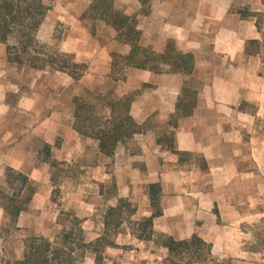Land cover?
I'll use <instances>...</instances> for the list:
<instances>
[{"label": "rangeland", "instance_id": "obj_1", "mask_svg": "<svg viewBox=\"0 0 264 264\" xmlns=\"http://www.w3.org/2000/svg\"><path fill=\"white\" fill-rule=\"evenodd\" d=\"M44 2L51 10L38 31V40L49 45L52 50L57 48L59 51L71 39L79 40L84 61L77 63L85 64L87 70L80 80L75 81L69 74H59V71L51 67L35 69L11 63L14 75L10 80L14 82L16 92L12 90L13 92L8 93L6 100L10 112L0 118V136L20 134L26 128L35 135L42 122L47 119L49 123L45 133L48 136L61 135L62 127L67 126L69 116L75 111L77 104L84 102L95 105L97 116L105 119L103 115L108 114L107 104L121 98L120 90L127 92L122 98L132 96L133 100L142 91L138 70L139 73H158L127 64L125 57L129 55L131 46L123 42L115 28L90 15L88 10L93 0ZM115 8L137 19L138 29L142 32L141 44L145 49L163 54L171 45L174 52L194 55L195 70L190 75H184L168 65H159L162 72L180 75V79L184 77L180 99L184 97V90H187L189 100L195 101L194 107L200 94L205 96L206 101L208 98L231 101L234 109L230 112L226 110L223 117L241 120L242 149L248 154L250 148L252 155L254 148L258 169L264 168V76L260 75L263 62L260 57H249L245 53L246 43L251 39L261 38V35L254 19H244L238 13L240 9L246 8L264 12V0H153L149 15L142 14V5L138 0H116ZM236 93L239 95L236 96ZM28 95L33 98L27 105L31 110L20 106L21 98ZM180 99L177 106L180 105ZM182 117V110L177 108L174 116L167 120L153 118L141 126V132L156 130L158 139L161 138L162 145L169 150L170 141L168 142L167 137L173 135L175 138V130L179 128L177 120ZM53 122L60 123L61 130ZM81 138L83 151L79 156L58 158L59 160L55 158V166L48 164V173L45 172L43 177L46 174L50 176L47 188V192L51 194L49 201H40L45 202L43 206H40V202L39 205L31 206V201L26 209L34 219L33 226L18 229L11 220H0V264L15 262L28 237L39 236L54 241L75 216L83 220L86 241H94L104 233L106 213L120 201L116 202L114 197L117 184L114 177L102 188L91 183L92 180L88 179L89 175L86 173L87 167L99 165L102 156L95 146L96 141H89V136ZM1 145L0 138V147ZM1 152L0 148V156ZM114 156L107 157L108 167L113 165ZM177 156L184 165L203 167L200 158L182 154ZM43 160L44 156L38 158L34 155L28 159V167H39L43 165ZM1 167L0 164V171ZM38 185L36 182L32 183L31 190L22 198L31 192L33 196ZM0 190L13 193L2 174ZM99 192L106 194L105 201L97 197ZM94 195L96 199L93 198ZM129 202L136 211L131 222L123 224L121 235L113 237L118 246L105 250L102 264H169L168 251L161 246V238L170 235L161 230L155 231L153 227L152 240L137 239L133 234V223L144 218L138 220V205ZM142 207L144 210V206ZM213 212L218 217L217 207ZM252 212L258 218L251 223L241 222L239 230L232 227V221L222 222L217 219L215 223L210 218L196 220L194 234L197 233L212 244V255L218 262L264 264V218L260 219L258 216L259 212L264 213V201ZM228 218H232V215H228ZM181 220L178 218L172 222L171 229L180 230ZM182 232L188 231L183 229ZM82 264H97L95 256L87 254Z\"/></svg>", "mask_w": 264, "mask_h": 264}, {"label": "crops", "instance_id": "obj_2", "mask_svg": "<svg viewBox=\"0 0 264 264\" xmlns=\"http://www.w3.org/2000/svg\"><path fill=\"white\" fill-rule=\"evenodd\" d=\"M80 45L79 40L71 39L60 47V52L74 55L76 62H82L84 54ZM0 51V118L2 119L10 112L6 99L8 93L14 91L16 86L10 80L14 75V67L8 62L7 47L0 43ZM137 72L142 82L140 87L142 91L136 94L130 109V114L136 123L144 126L153 118L167 120L174 116L182 95L184 77L180 79V75L169 71L157 74L148 71L139 73V70ZM61 73L59 71V74ZM125 94L127 92L119 91L121 98ZM238 95L239 93H236V96ZM229 97L233 99L232 96ZM204 98L205 96L200 94L192 115L177 120L179 128L175 130L174 147L178 153L166 150L158 141L157 131L147 129L136 133L126 143L120 144L116 149L113 165L108 167L107 156L99 151V142L92 137L88 139L96 141L95 146L102 156L99 165L87 167L86 173L89 175L88 179L92 180L91 183L102 188L114 177L117 184L115 201L122 199L137 203V215L140 216L138 220L152 215L149 186L160 184L163 215L154 220V230H161L176 240L191 238L195 232L196 220L201 219L203 221L210 218L215 223L217 219L222 222L232 221V227L239 230L241 222L251 223L258 218L254 216L252 210L264 201V168L258 169L254 148L252 155L250 148L248 154L244 148L242 149L241 120L223 117L226 110L233 111L231 101L210 98L206 101ZM32 99L29 95L22 97L20 106L31 110L27 105ZM75 111L69 116L68 124L64 123L67 126L62 127L61 135L48 136L45 133L49 123L47 119L42 122L35 135L26 128L27 130L20 134L0 136L2 142L0 174L5 175V181L6 169L11 168L26 175L31 184L34 182L39 184L38 190L32 196L31 206L39 205L40 201H49L51 195L47 192L50 176L46 174L43 177L45 172L48 173L50 163L46 158L45 146L51 147L52 159L79 156L83 151L82 135L75 129ZM53 123L58 130H61L60 123ZM177 154L200 158L203 167L184 165ZM34 155L38 158L44 156L43 165L30 168L28 159ZM105 195L104 192H99L97 197L105 201ZM93 198L96 199V195ZM45 202H40V206ZM215 207L218 209V217L213 212ZM228 215H232V218H228ZM258 216L262 219L264 213L259 212ZM178 218L182 219L180 224L182 227L178 231L172 230L170 225ZM5 219L10 220V217L0 208V220ZM33 221L32 215L23 211L15 226L18 229L31 228ZM184 224L186 227L183 226ZM183 229L188 232H182ZM119 235L120 232L117 236ZM23 256L24 248L15 258L16 261L21 260Z\"/></svg>", "mask_w": 264, "mask_h": 264}, {"label": "trees", "instance_id": "obj_3", "mask_svg": "<svg viewBox=\"0 0 264 264\" xmlns=\"http://www.w3.org/2000/svg\"><path fill=\"white\" fill-rule=\"evenodd\" d=\"M115 1L93 0L88 11L92 17L115 28L123 42L131 46L129 55L125 57L128 65L161 73V63L183 74L190 75L194 72L195 58L192 53L174 52L171 45L163 54L145 49L141 44L142 32L138 29L137 19L118 11ZM138 1L142 5V14L149 15L153 0ZM50 10L44 0H0V43L7 45V59L12 64L35 69L51 67L53 70L69 74L78 81L84 76L87 66L75 62L72 55L62 53L57 48L52 50L37 38ZM238 13L244 19L255 20L261 38L249 40L245 53L249 57L258 56L262 59L263 68L260 75L264 76V12L246 8L240 9ZM189 97V92L184 90V97L177 106L182 110L183 117L192 115L195 108V101L192 102ZM132 102V96L110 101L107 104L108 114L103 115L105 119L97 116L95 105H87L85 102L77 104L75 129L82 136L96 139L99 142V151L107 157H113L119 144L141 132V126L130 114ZM167 140L170 141L169 150L178 153L174 147V136H168ZM158 141L161 143V138ZM50 148L49 145L45 146L46 158L55 166L56 161L51 157ZM6 182L13 193L0 190V206L10 220L16 223L31 202L32 192L22 198L31 190V183L26 175L11 168L6 169ZM149 193L152 215L133 223V234L137 239L145 241L153 239L154 220L163 215L161 185L151 184ZM135 211L129 201L121 199L117 206L108 209L104 233L91 242L86 241L83 220L75 216L54 241L39 236L26 238L23 258L9 264H82L87 254H93L96 263L102 264L105 250L118 246L113 237L120 232L126 221L131 222ZM161 246L168 251L169 264H230L227 261H216L212 255V244L197 233L187 240L163 236Z\"/></svg>", "mask_w": 264, "mask_h": 264}]
</instances>
